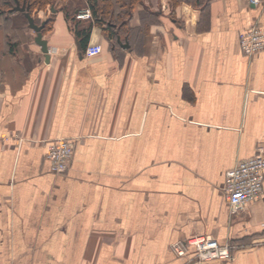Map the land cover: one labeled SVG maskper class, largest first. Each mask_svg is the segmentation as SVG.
Listing matches in <instances>:
<instances>
[{
  "label": "crops",
  "instance_id": "0c3cea01",
  "mask_svg": "<svg viewBox=\"0 0 264 264\" xmlns=\"http://www.w3.org/2000/svg\"><path fill=\"white\" fill-rule=\"evenodd\" d=\"M90 6L33 12L51 20L49 62L24 13L0 11V264H264V192L236 214L225 194L264 146V51L239 38L264 27V0H101L98 20ZM57 138L76 144L64 174ZM195 236L234 258L188 263L172 246Z\"/></svg>",
  "mask_w": 264,
  "mask_h": 264
},
{
  "label": "built area",
  "instance_id": "2783aa9c",
  "mask_svg": "<svg viewBox=\"0 0 264 264\" xmlns=\"http://www.w3.org/2000/svg\"><path fill=\"white\" fill-rule=\"evenodd\" d=\"M263 0H249L259 5ZM92 17L88 9L77 14V19ZM240 46L245 55L253 56L264 51V27L254 25L239 33ZM103 48L92 44L86 50L88 57L100 54ZM76 150L75 141L69 138H57L47 141V159L52 172L64 174L73 162ZM264 192V146H259L256 154L241 160L226 176L225 194L231 213L236 214L246 204L259 200ZM232 245H221L216 239L207 236H195L187 242H178L172 246L179 257L191 256L188 263L228 262L234 256Z\"/></svg>",
  "mask_w": 264,
  "mask_h": 264
},
{
  "label": "trees",
  "instance_id": "16d2710c",
  "mask_svg": "<svg viewBox=\"0 0 264 264\" xmlns=\"http://www.w3.org/2000/svg\"><path fill=\"white\" fill-rule=\"evenodd\" d=\"M20 1H26V3L30 6V12L31 14H33V12L35 10H44L47 9L48 6L52 5L55 0H20ZM91 1V11L93 16L98 20L100 19V16L98 14V8L101 6V0H90ZM14 2H17V0H10L9 3L6 2L5 3V8H1L0 7V11L3 12V14H10L14 12V8L16 7L14 5ZM104 15V14H103ZM106 18V17H105ZM36 21V20H35ZM107 20L104 19V22H106ZM114 21L116 20H112L111 22H109L108 28L111 31V35L114 34V27L112 23H115ZM51 24V20H48V23L46 24L43 33L46 31V29L49 28V25ZM92 30V25L88 26L87 28H83V29H78L76 30V35L79 38V40L81 41V44L83 46V48H85L89 37H90V32Z\"/></svg>",
  "mask_w": 264,
  "mask_h": 264
},
{
  "label": "water",
  "instance_id": "95a60500",
  "mask_svg": "<svg viewBox=\"0 0 264 264\" xmlns=\"http://www.w3.org/2000/svg\"><path fill=\"white\" fill-rule=\"evenodd\" d=\"M16 12H22L24 13V15L26 16V18L28 19L29 25L30 27L37 33L36 36V43L41 46L42 48V52L45 54L46 56V62L50 61V56H49V49H48V43L46 40L43 39V30L46 26V24L48 23V20L42 22L41 24H38L35 21L34 16L31 14L30 12V6L27 3H24L23 5H20V3L17 4V6L13 9ZM120 44L121 41L119 40ZM125 47H129V44L126 42L125 44H122ZM79 48L81 49V45L80 43H78Z\"/></svg>",
  "mask_w": 264,
  "mask_h": 264
},
{
  "label": "rangeland",
  "instance_id": "374dc122",
  "mask_svg": "<svg viewBox=\"0 0 264 264\" xmlns=\"http://www.w3.org/2000/svg\"><path fill=\"white\" fill-rule=\"evenodd\" d=\"M37 23H38V21H37Z\"/></svg>",
  "mask_w": 264,
  "mask_h": 264
}]
</instances>
